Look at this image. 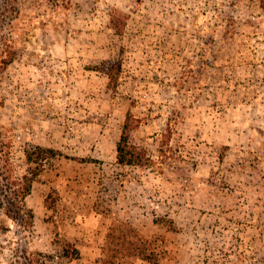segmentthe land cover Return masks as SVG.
<instances>
[{"label":"rangeland","instance_id":"obj_1","mask_svg":"<svg viewBox=\"0 0 264 264\" xmlns=\"http://www.w3.org/2000/svg\"><path fill=\"white\" fill-rule=\"evenodd\" d=\"M17 7L0 19V198L37 174L0 208V264H264V0ZM128 113L143 165L116 159Z\"/></svg>","mask_w":264,"mask_h":264},{"label":"trees","instance_id":"obj_2","mask_svg":"<svg viewBox=\"0 0 264 264\" xmlns=\"http://www.w3.org/2000/svg\"><path fill=\"white\" fill-rule=\"evenodd\" d=\"M18 1L20 0H0V19L5 17L6 14H8L7 16L14 15V13L18 10ZM119 19L120 17L117 16L111 19L112 27L115 28L116 31L119 27ZM115 63V61L111 60L104 62L102 65L103 69L101 68V71H103L108 76L110 83L114 82L118 75V70L116 69L118 68V66H114ZM138 126V118L128 113L121 126L119 138L116 141V159L118 163L138 166L143 165L144 159L148 160L144 149L140 147L141 145L136 143L134 138V133ZM170 134L171 130L170 128H168V133L162 135L163 139L166 140V138H168ZM40 150L43 152L39 156L40 161L46 159L53 153V150L48 148H40ZM35 174H37V172H33L30 176L24 174L22 176V178L25 179L22 183L23 186L21 188H13L12 190L10 189V186H8L9 191L12 193V195L6 197L5 200L0 198V208H3L8 216L13 215L12 213L16 211L14 207L18 208L19 203L22 201L23 197L29 192L31 178ZM14 184H16V181L11 182V185Z\"/></svg>","mask_w":264,"mask_h":264}]
</instances>
